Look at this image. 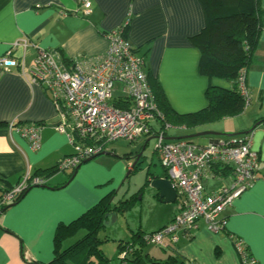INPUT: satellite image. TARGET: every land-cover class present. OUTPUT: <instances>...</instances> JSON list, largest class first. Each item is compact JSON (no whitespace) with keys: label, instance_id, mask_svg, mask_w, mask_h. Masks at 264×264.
<instances>
[{"label":"crops","instance_id":"obj_1","mask_svg":"<svg viewBox=\"0 0 264 264\" xmlns=\"http://www.w3.org/2000/svg\"><path fill=\"white\" fill-rule=\"evenodd\" d=\"M89 2L90 13L84 16L79 0H0V58L10 51V58L23 60L24 70L28 71L37 50L34 46L56 48L66 59L99 56L107 50V35L126 26L123 36L143 57L144 72L157 79L171 109L185 115L207 107L205 90L209 81L199 75L200 52L189 42L204 26L199 0ZM260 9L264 14V0L260 2ZM22 40L27 42L26 48L19 45L12 50L14 44ZM245 81L250 101L240 115L208 123L202 128H176L177 133H168V138L206 131L221 134L208 136L205 144L208 145L252 129V149L259 155L257 181L223 211L224 229L213 233L199 220L191 236L179 240L176 247L185 264H242L233 237L243 239L249 254L259 264H264V125L254 126L257 120L264 118V30ZM210 83L229 87L217 79ZM11 123L40 125V148L33 150L26 139L10 129ZM59 123V112L44 88L30 83L13 68L0 73V196L3 190L21 185L25 177L37 170L52 168L73 154L69 139L55 129ZM107 156L119 162H95L96 158L84 162L69 181V172L59 171L45 181V187H33L0 215V264H46L51 260L58 223L77 218L113 190L116 194L117 182L122 183L129 175L132 167L123 159L115 153ZM229 170L225 175L203 177L204 193L229 185L232 179ZM147 171L153 174L145 180L149 185L155 176H165L150 171L149 167L146 174ZM65 181L67 184L59 188ZM176 192L174 202L169 203L164 202V198L159 199L156 192L157 203L168 205L169 214L155 229L146 232L147 229L139 227L140 231L155 232L173 220L181 209V199ZM117 218L105 221L111 222L110 227ZM127 228L134 231L132 227ZM125 237L126 234L118 240ZM127 240L128 237L124 241ZM103 246L102 250L110 259L107 264H123L118 250L108 251L107 246Z\"/></svg>","mask_w":264,"mask_h":264},{"label":"built area","instance_id":"obj_2","mask_svg":"<svg viewBox=\"0 0 264 264\" xmlns=\"http://www.w3.org/2000/svg\"><path fill=\"white\" fill-rule=\"evenodd\" d=\"M84 16L90 13L89 0H79ZM264 29V23H263ZM107 50L99 56L63 60L56 48L36 47V55L28 71L6 56L0 58L1 72H15L32 84L44 88L55 109L59 112L60 123L55 129L64 133L73 146V154L61 160L60 171L77 169L88 158L105 150V146L117 140L137 142L145 136L156 140L155 151L161 165L167 172V179L176 187L181 199V209L173 220L161 229L145 234L147 243L159 246L179 241V233L195 231L199 220L206 228L218 233L224 229L223 211L251 189L257 181L259 155L252 149V133L239 139H224L215 144L199 146L187 140H168L164 130L155 132L154 122H160L155 98L144 72L143 57L118 29L107 35ZM21 45L22 40L12 47ZM239 89L246 103L250 94L243 71L239 74ZM117 94V96H115ZM130 101L127 108L117 107L115 101ZM21 137L26 139L33 150L41 145V127L37 124H10ZM78 138L75 143L74 138ZM212 166H229L231 182L218 186L215 191L205 194L202 178L216 174ZM41 182L35 180L34 184ZM27 186V181L1 193V208L13 202L16 195ZM234 247L242 264H259L248 252L241 238L233 237Z\"/></svg>","mask_w":264,"mask_h":264},{"label":"trees","instance_id":"obj_3","mask_svg":"<svg viewBox=\"0 0 264 264\" xmlns=\"http://www.w3.org/2000/svg\"><path fill=\"white\" fill-rule=\"evenodd\" d=\"M199 2L203 11L204 26L198 34L189 38V42L197 47L200 52L199 75L209 81L205 90L207 107L192 114L180 115L176 113L169 106L157 79L150 73H146L148 84L155 98L157 114L159 113L161 116L159 127L155 126L157 122L152 124L154 133L164 130L166 125L173 128L194 129L198 125L202 126L237 116L244 111L246 103L241 95L238 79L241 71L246 77V72L253 64L254 53L259 47L261 33L264 30V14L260 9L261 0H199ZM120 30L124 34L126 26L121 27ZM9 57H12V52H10ZM15 60L20 64L19 59ZM63 60L68 61L70 59L63 57ZM214 79L226 82L229 87L223 88L212 85L210 82ZM114 101L117 107L127 108L130 106V101H126L123 105L121 102ZM257 123L264 125V118L257 120L255 125ZM169 129L166 130L167 137H169ZM248 133H252V131L250 130ZM248 133L231 135L225 139H239ZM144 138H148V141L151 139L149 135ZM74 139L76 143L78 138L75 137ZM187 141L192 142L191 140ZM146 147L147 144L144 151ZM106 148L107 146H105L104 151L111 152ZM132 154L126 153L127 156ZM138 154L139 151L135 152L134 155ZM144 157L143 154L129 175L138 169ZM60 163L61 161L56 166L44 171L37 170L32 176L46 181L60 171L58 168ZM229 169H231L229 166L211 167L216 175L228 174ZM75 170L71 169L69 172L68 181L73 177ZM163 175L167 177L165 168ZM149 177L152 178L153 174L147 171L146 179ZM68 181L59 185V188L64 187ZM33 187L35 186L27 185L21 193L16 195L13 202L1 208L0 215L10 206L17 204ZM3 192L5 191L3 190ZM114 194L115 190L102 197L77 218L66 223H58L53 235L52 257L46 264H107L110 261L102 250V245L110 238L100 234L105 229L103 224L106 215L115 213L124 216L139 192L130 198L116 202H114ZM190 236L191 234L187 232L179 233V240ZM178 242L166 246L150 244L147 243L144 232L137 230L131 232L129 240H118L117 250L123 264H185L177 251ZM149 245L166 252L167 255L159 257L152 254L151 249L148 248Z\"/></svg>","mask_w":264,"mask_h":264},{"label":"rangeland","instance_id":"obj_4","mask_svg":"<svg viewBox=\"0 0 264 264\" xmlns=\"http://www.w3.org/2000/svg\"><path fill=\"white\" fill-rule=\"evenodd\" d=\"M117 96V94H115ZM248 105V104H247ZM246 104L244 105V110L247 109ZM241 114V113H240ZM239 114V115H240ZM209 124L202 125V126H208ZM211 125V124H210ZM156 127L160 126V123L157 122L155 124ZM167 127H170L168 133L172 134L173 132L177 133L178 130L176 128H173L172 126L166 125ZM255 126V124H254ZM202 128L201 125H198L197 128ZM183 128V127H182ZM198 130V129H197ZM252 130V129H251ZM200 132V131H199ZM67 137V136H66ZM208 136H199L190 139L194 144L196 145H205L208 143L209 139H207ZM147 144V147L145 148L144 159L143 162L140 164L138 169L134 171L132 174L122 181V183L119 181L117 182L116 186V194L114 196V202L130 198L132 195L139 192V195L136 196V199L132 202L130 208L124 216L115 214L118 218V221L115 222L110 227H106L102 232H100L101 235H107L110 239L103 244L104 246H107L108 251H117V245H118V239L120 236H123L126 234V237L124 240L131 235V230L127 227H132L134 231L143 229H147L146 232H148L150 229L157 227V225L160 223V221H163L167 217V209L168 208L166 204H158L157 197L155 196L156 192L155 190L149 185L145 184L146 180V170L149 167L150 171L156 172V173H163L164 168L162 167L159 155L155 151L156 146V140L154 138H151L148 141V138H142L137 142H128L125 140H117L112 143H110L106 150L115 151V152H109L110 154L119 156L123 161L128 164V166H131L133 164L134 160V152H140L141 148L143 149L145 145ZM104 152V151H103ZM107 152V151H106ZM133 152L131 156H127L126 153ZM101 154V153H99ZM98 155V154H97ZM116 160V159H115ZM113 161L112 158L108 157L107 155L99 156L95 159V162H119V160ZM131 168V167H130ZM70 172L71 170H67ZM27 181V185L35 186V187H45V181L39 177H33L28 176L25 177ZM37 180L41 182L40 184H34V181ZM215 182V181H214ZM216 183V182H215ZM140 227V228H139ZM102 245V246H103ZM103 246V247H104ZM151 249L152 253H156V255H162L165 257L167 255L166 252H163L162 250L150 246L148 247Z\"/></svg>","mask_w":264,"mask_h":264},{"label":"water","instance_id":"obj_5","mask_svg":"<svg viewBox=\"0 0 264 264\" xmlns=\"http://www.w3.org/2000/svg\"><path fill=\"white\" fill-rule=\"evenodd\" d=\"M240 134H243L240 133ZM221 134L219 133H215V132H200V133H195V134H190V135H185V136H180V137H171V138H167L168 140H190L192 138L195 137H199V136H220ZM143 151L144 148L139 152L138 155L134 156V162L131 165V167H135L136 163L141 159V156L143 155ZM103 155H110L109 152H102L101 154L95 155L93 157L88 158L85 162L88 163L90 161H92L93 159L99 157V156H103ZM78 169V168H77ZM150 186L156 190L157 194H158V198L162 199L164 198V202L169 203V202H174L175 198L177 197V192H176V187L175 185L167 179L166 176L160 177L159 175L155 176L153 178V180L151 181ZM48 188V187H46ZM113 217L116 220V215L115 213H110L106 215V218H108L110 220V218ZM104 222V227H109V225H111V222ZM114 223V221L112 222Z\"/></svg>","mask_w":264,"mask_h":264}]
</instances>
